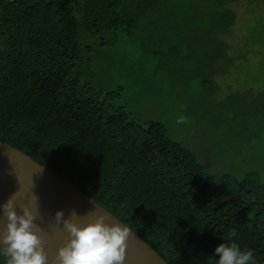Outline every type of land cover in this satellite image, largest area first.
Wrapping results in <instances>:
<instances>
[{
    "label": "trees",
    "instance_id": "trees-1",
    "mask_svg": "<svg viewBox=\"0 0 264 264\" xmlns=\"http://www.w3.org/2000/svg\"><path fill=\"white\" fill-rule=\"evenodd\" d=\"M241 1L0 0V141L168 264H215L231 242L264 264V87L240 84Z\"/></svg>",
    "mask_w": 264,
    "mask_h": 264
},
{
    "label": "water",
    "instance_id": "water-1",
    "mask_svg": "<svg viewBox=\"0 0 264 264\" xmlns=\"http://www.w3.org/2000/svg\"><path fill=\"white\" fill-rule=\"evenodd\" d=\"M10 198L18 213L21 211L20 205H28L37 212L34 222L48 264H54L58 249L68 239L63 224L56 223L54 214L58 210L63 211L64 218L79 223H88L102 214L107 222L126 226L64 177L0 141V204ZM6 223L7 218L0 209V233H3ZM128 229L123 264H168L135 232Z\"/></svg>",
    "mask_w": 264,
    "mask_h": 264
},
{
    "label": "clouds",
    "instance_id": "clouds-1",
    "mask_svg": "<svg viewBox=\"0 0 264 264\" xmlns=\"http://www.w3.org/2000/svg\"><path fill=\"white\" fill-rule=\"evenodd\" d=\"M7 223L0 233V255L5 264H48L41 237L35 224L37 212L20 205V213L12 198L0 204ZM57 225L63 224L67 242L58 249L54 264H123L129 229L116 222H107L97 215L88 223L64 218L62 210L54 214ZM215 264H256L251 250H241L235 242L220 243L214 249Z\"/></svg>",
    "mask_w": 264,
    "mask_h": 264
},
{
    "label": "rangeland",
    "instance_id": "rangeland-1",
    "mask_svg": "<svg viewBox=\"0 0 264 264\" xmlns=\"http://www.w3.org/2000/svg\"><path fill=\"white\" fill-rule=\"evenodd\" d=\"M237 21L234 26V47L245 49L246 60H236L242 65L240 84L252 82L256 88L264 87V0H243L235 5ZM243 52V51H242ZM245 77V78H244ZM227 165V166H226ZM226 160L210 162L213 170L229 167ZM209 167V168H210ZM218 173V172H217Z\"/></svg>",
    "mask_w": 264,
    "mask_h": 264
}]
</instances>
